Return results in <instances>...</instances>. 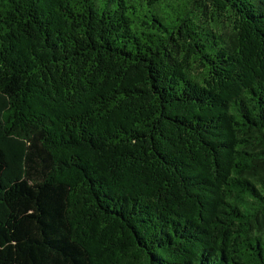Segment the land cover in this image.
<instances>
[{
	"label": "trees",
	"instance_id": "16d2710c",
	"mask_svg": "<svg viewBox=\"0 0 264 264\" xmlns=\"http://www.w3.org/2000/svg\"><path fill=\"white\" fill-rule=\"evenodd\" d=\"M0 264H264V0H0Z\"/></svg>",
	"mask_w": 264,
	"mask_h": 264
}]
</instances>
